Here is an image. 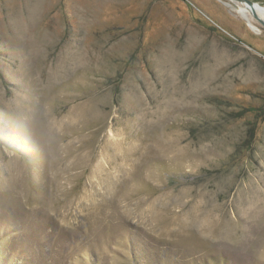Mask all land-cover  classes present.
<instances>
[{
  "label": "rangeland",
  "instance_id": "obj_1",
  "mask_svg": "<svg viewBox=\"0 0 264 264\" xmlns=\"http://www.w3.org/2000/svg\"><path fill=\"white\" fill-rule=\"evenodd\" d=\"M234 3L0 0V264H264V28Z\"/></svg>",
  "mask_w": 264,
  "mask_h": 264
},
{
  "label": "water",
  "instance_id": "obj_2",
  "mask_svg": "<svg viewBox=\"0 0 264 264\" xmlns=\"http://www.w3.org/2000/svg\"><path fill=\"white\" fill-rule=\"evenodd\" d=\"M232 1H236L240 3L244 8L249 9L252 17L255 18L264 28V19L261 18L260 15H258L255 11V5H258L256 2H253L251 0H232ZM234 7L237 8V10L239 8V6L236 3H234Z\"/></svg>",
  "mask_w": 264,
  "mask_h": 264
},
{
  "label": "bare ground",
  "instance_id": "obj_3",
  "mask_svg": "<svg viewBox=\"0 0 264 264\" xmlns=\"http://www.w3.org/2000/svg\"><path fill=\"white\" fill-rule=\"evenodd\" d=\"M238 11H239V13L241 14V15H243L244 17H246L247 18V12H249V14H251V12H250V10L249 9H247V8H244V7H239L238 8ZM255 11H256V13L258 14V15H264V7H261V6H259V5H255ZM260 13V14H259ZM249 24H250V26L252 27V28H256L253 24H251L250 22H249ZM209 226H212V227H214V226H216L214 223L213 224H211V225H209Z\"/></svg>",
  "mask_w": 264,
  "mask_h": 264
}]
</instances>
